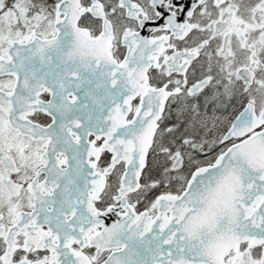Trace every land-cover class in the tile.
<instances>
[{"label": "snow or ice", "instance_id": "6c2138e0", "mask_svg": "<svg viewBox=\"0 0 264 264\" xmlns=\"http://www.w3.org/2000/svg\"><path fill=\"white\" fill-rule=\"evenodd\" d=\"M0 264H264V0H0Z\"/></svg>", "mask_w": 264, "mask_h": 264}]
</instances>
